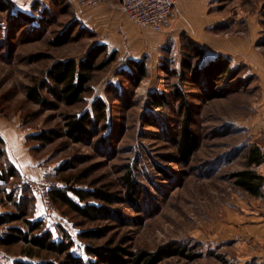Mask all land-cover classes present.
Segmentation results:
<instances>
[{
  "label": "rangeland",
  "instance_id": "obj_1",
  "mask_svg": "<svg viewBox=\"0 0 264 264\" xmlns=\"http://www.w3.org/2000/svg\"><path fill=\"white\" fill-rule=\"evenodd\" d=\"M75 1L33 3L37 9L26 14L49 20L38 29L37 21L30 25L10 19L21 12L13 2L8 12L0 13V121L18 125L29 135L55 134L53 143L42 148L25 139L28 156L44 172L38 182L64 187L60 179L70 176L76 188L111 194L114 201L108 208L113 216L87 221L72 214L63 216L62 210L54 208V214L47 217L41 208L32 220H40L56 242L63 238L61 232L67 234L73 241L70 252L85 263L92 260L85 254V245L109 244L132 253L184 247L196 257H169L159 264H237L234 241L241 220L259 202L237 188L231 178L245 169L244 157L250 147L257 146L264 153L263 133L255 134L247 127L258 113L264 91V0H186L183 8L177 0L179 13H173L176 17L164 31L165 44L138 60L145 64L144 79L131 83L122 76L129 70L128 54L112 51L115 61L92 73L91 91L82 102L65 106L49 98L54 107L45 110L26 101L25 88L40 82L58 61L78 62L96 45V36L76 19ZM244 44L249 46L246 52L241 48ZM190 45L205 53L201 59L191 57L195 68L223 51L236 57L240 54L244 61L233 64L229 59L233 74L209 79L203 89L181 67L192 56ZM176 90L186 96L191 108L190 129L197 144L186 162L174 150L184 113L173 100ZM150 92L166 94V107L151 108ZM96 99L109 107L108 129L97 121L91 139L74 142L63 135L66 119L91 111L90 104ZM0 149L4 151V146ZM61 168L67 171L61 173ZM127 170L135 184L131 202L125 199L122 185ZM6 188L9 192L10 184ZM0 198L1 213L13 212L3 194ZM11 226L23 228L20 222ZM5 229L0 228V238ZM81 232L91 238L80 240ZM27 248L23 243L0 247V264H40L49 257L42 252L28 258Z\"/></svg>",
  "mask_w": 264,
  "mask_h": 264
},
{
  "label": "trees",
  "instance_id": "obj_2",
  "mask_svg": "<svg viewBox=\"0 0 264 264\" xmlns=\"http://www.w3.org/2000/svg\"><path fill=\"white\" fill-rule=\"evenodd\" d=\"M218 1L227 3L234 0ZM239 1L247 2L250 0ZM37 5L33 4L32 10H36ZM11 8L12 3L10 0H0V13H6ZM10 19L30 25L37 21L39 25L36 29L49 21L42 18L36 20L34 16L22 12L10 16ZM34 28L32 27V29ZM189 48L192 56H189L187 61H182L181 67L182 70L190 73L189 80L193 84L201 83V87L204 89L209 79L216 81L219 77L233 74L229 58L222 55L209 59L203 66L193 67L190 62L191 57L201 59L205 53L202 48L195 45H190ZM100 56H103L101 60H99ZM115 59L116 54L114 52L107 53L104 45H94L85 57L78 62L74 59L58 61L45 73L40 82L33 83L25 88L26 101L43 107L45 110L54 107L49 98L65 106L78 104L83 101L84 95L91 91L89 83L92 73L106 68ZM127 66L129 70L123 71L121 75L127 78L129 82L136 83L146 77V68L143 61L129 60ZM111 89L116 90L114 87ZM117 93V97H120V91ZM173 100L184 108L183 118L176 132L177 140L174 144V150L177 158L182 162H186L188 157L197 149L196 138L190 129L191 108L186 102V96L178 90L174 92ZM168 101L169 98L164 93L150 92L148 94V104L155 110L166 107ZM90 106L91 111L86 110L81 115L66 119L63 135L74 142L91 139L92 128L97 121L103 122L105 131L108 129L109 107L106 103L102 99H96L91 102ZM109 135H106L102 140L107 142ZM54 136L53 133L40 131L38 134L27 136L26 140L36 142L42 148L53 143ZM4 156V151L0 149V160ZM244 158L245 169L234 173L231 179L237 188L251 197L264 198L262 191L264 178L257 175L255 170L256 167L264 163V153L257 146H252L248 149ZM65 171H67L65 168L60 170L61 173ZM18 182L19 177L15 168L7 161L4 162V166H0V183L5 186L10 184L11 188L7 192L1 187L0 194L4 195V202H8L14 211L0 214V228L6 227V232L0 238V247L23 243L28 247L25 252L28 258L38 257L42 252L49 256L44 258L40 264H159L169 257H182L188 260L196 258L190 253L189 249L184 247L172 246L162 252L155 253L146 251L132 253L120 246H110L109 244L94 246L88 244L85 245L84 251L92 260L85 263L82 259L74 257L70 252L73 241L67 234L61 232L63 238L56 242L53 240L52 234L45 230L40 220H32L33 214L34 212L37 213L40 204L30 189L26 185L19 186ZM60 182L63 183L64 187L55 184L50 188L48 196L54 208L62 210L63 216L72 214L77 219L87 221L105 220L109 219L111 215L113 216V212L108 208L114 201L113 195L90 187L87 189L76 188L73 184L77 182L70 176L61 178ZM122 185L126 188L125 199L131 202L135 195V184L128 170L122 176ZM114 216L116 215L114 214ZM17 222H20L23 228L11 226V224ZM78 238L85 241L91 237L89 233L81 232L78 234Z\"/></svg>",
  "mask_w": 264,
  "mask_h": 264
},
{
  "label": "crops",
  "instance_id": "obj_3",
  "mask_svg": "<svg viewBox=\"0 0 264 264\" xmlns=\"http://www.w3.org/2000/svg\"><path fill=\"white\" fill-rule=\"evenodd\" d=\"M10 1L14 3L17 11H21L24 14L28 13L26 12L27 10L32 9L33 3L43 2V0ZM108 2V4L90 8L80 6L76 1L74 2L77 10V21L84 30L96 36V45H104L109 52L123 51L128 54V61H138L149 50L158 51L165 44L168 37L164 35L165 32L153 33L136 27L117 10L116 5L118 0H108ZM185 2L186 0H178L179 7L183 8ZM178 13L179 10L177 7V13L175 14ZM175 17L172 14L168 18L165 30L170 29L173 18ZM148 37H152V41H149ZM241 48L245 52L249 50V46L246 44ZM218 55L230 57L229 59H231L233 64L244 61V57H241L240 54L236 57L231 52L223 51L216 54V56ZM214 57H210L209 59H213ZM247 124V127L253 130L255 134L263 133L264 135V91L258 113ZM20 130L18 125H6L0 121V141L2 142L1 145L4 146V157L7 163L12 165L18 173L20 180L19 186L25 181H38L44 176V172H39L35 162H33L34 160H31L27 154L25 139L30 135ZM255 170L257 175L264 178V163L256 167ZM1 187L7 191L4 184L0 183ZM262 191L264 194V182ZM255 200L259 201L257 208L251 210L241 220L239 234L234 241L237 249L235 258L237 264H264V198H255ZM39 210L41 211V206H39L36 214H38Z\"/></svg>",
  "mask_w": 264,
  "mask_h": 264
},
{
  "label": "built area",
  "instance_id": "obj_4",
  "mask_svg": "<svg viewBox=\"0 0 264 264\" xmlns=\"http://www.w3.org/2000/svg\"><path fill=\"white\" fill-rule=\"evenodd\" d=\"M80 6L95 7L108 4V0H76ZM117 10L133 25L153 33H163L168 18L177 13V0H118ZM39 202L45 216L50 217L55 209L49 200L52 185L46 181H25Z\"/></svg>",
  "mask_w": 264,
  "mask_h": 264
}]
</instances>
